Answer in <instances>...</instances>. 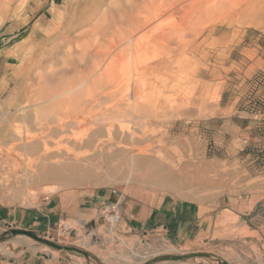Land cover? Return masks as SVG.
<instances>
[{"label": "rangeland", "instance_id": "rangeland-1", "mask_svg": "<svg viewBox=\"0 0 264 264\" xmlns=\"http://www.w3.org/2000/svg\"><path fill=\"white\" fill-rule=\"evenodd\" d=\"M55 2L42 7L41 0H12L0 8V197L13 206L67 193L74 198L102 194L107 200L85 215L63 217L51 234L36 233L59 248L6 228L0 232V252L38 246L42 255H62L69 264H168L178 254L192 256L191 249L163 234L129 229L124 211L142 215L157 195L201 206L219 196H239L260 200L248 220L256 231L230 229L223 243L206 238L196 252L210 253L209 264H264V0ZM26 53L35 61L31 67L23 64ZM44 64L79 66L76 90L68 98L76 112L57 120L68 124L60 134L44 130L39 116L30 113L29 97H38L35 76L47 69ZM131 110L143 115L132 116ZM99 127L105 134L99 139L107 143L115 133L135 134L140 146H149L138 147L144 150L139 160L202 183L179 191L143 186L128 180L140 170L130 175L122 169L81 185L25 181L20 147H77ZM130 187L146 189L132 210ZM121 200L122 217L109 233L103 214ZM68 220L75 226L64 234Z\"/></svg>", "mask_w": 264, "mask_h": 264}, {"label": "crops", "instance_id": "crops-1", "mask_svg": "<svg viewBox=\"0 0 264 264\" xmlns=\"http://www.w3.org/2000/svg\"><path fill=\"white\" fill-rule=\"evenodd\" d=\"M54 3L55 0H41L40 6H51ZM145 190L144 188L133 190L130 187L131 210ZM106 200L107 197L102 194L74 198L67 193L52 195L44 200L35 201L30 206H13L0 197V232L8 228L51 234L56 231L63 217L85 215ZM259 202L258 199L251 200L239 196H219L212 203L201 206L195 201L157 195L146 213L137 215L132 211H124L121 217L124 223L130 226L129 229L144 234L150 232L163 234L167 241L182 249H191L193 253L198 251L200 242L206 238L210 242L223 243L224 238H230V229L238 230L237 234L256 231L251 228L248 220ZM207 258L202 256L173 258L168 264H209ZM0 264L69 263L62 255L47 257L41 254L40 247L26 246L14 254L0 252Z\"/></svg>", "mask_w": 264, "mask_h": 264}, {"label": "bare ground", "instance_id": "bare-ground-1", "mask_svg": "<svg viewBox=\"0 0 264 264\" xmlns=\"http://www.w3.org/2000/svg\"><path fill=\"white\" fill-rule=\"evenodd\" d=\"M11 2L12 0H0V8L5 9L7 6L11 4ZM5 18L8 19L9 16H6ZM6 19L3 21L2 24L6 22ZM22 60H23L24 66L27 65L28 67H31L35 62L33 61V57L31 53H26L25 55H23ZM64 63L67 64L66 61H64ZM49 66L50 65L45 67L47 69L43 72L36 73L34 71L36 73L35 77L38 79V84H37L38 88L36 89L37 90L36 96L38 97L37 98L34 97L35 99H33V96L29 97V100H31L30 104L32 106L30 113L35 112V114L39 116L40 118L39 120H41L39 125L44 130L46 131L56 130L58 134H60L59 132L63 130L64 126L68 127V124L65 122L64 123L61 122L57 125L56 124L57 120L66 121L67 119H70L73 117V114L75 111L69 105L68 98H69V94L71 93V91L76 90L74 89L75 88L74 82H76L77 80L74 81V79H75V71L79 70V66L77 64L76 65L73 64L72 67L69 69L68 68L65 69V67L55 69L54 66H50V67ZM80 78H83V74H81ZM82 81H80V83ZM134 90L136 92L137 88H135ZM2 93H3V90L0 89V95ZM89 108L91 111L94 108V106H90ZM26 109L18 108L17 110L25 111V113H27ZM79 111H81L82 113H85L86 107L81 105ZM141 111L142 110H137V111L131 110L130 115L133 116L134 114L135 115L138 114L139 116H142L143 114L141 115L142 113ZM80 121L82 120H79V122ZM69 122H72V121H69ZM37 124H38V121H37ZM90 127L92 128L93 125ZM94 129L95 130L92 129L93 131L88 135L85 141H81L80 146L78 145L79 147L78 146L77 147H39L40 146L39 144H35V146L37 147H27V146L20 147L23 152L21 154L22 159L25 161L26 166H27L26 168L23 167L25 168L24 171L26 170L25 181L28 182V180L31 179L32 181L37 182L39 184L47 183V182H60L63 184L75 183V184L81 185L85 180L95 175H103V174L108 175V172L111 169H113L111 172L116 171V173L117 172L119 173V170L122 169L125 172H128L129 174L130 173L133 174V170L134 171L140 170L141 171L140 175L134 174L135 175L134 176L130 174L132 175V177L131 179H128V180H130V182L146 183V185H143V186H147V184L149 185L155 184L159 186L161 189L167 188V190L169 189L172 191H179L185 186L191 184L192 182L195 183L197 181V182L202 183V180L198 181L197 178L189 176V175L187 176L186 174H183V173L178 176H175V174L172 172L166 173L162 166L154 165V164L151 165L152 162L149 159L140 158L139 160V158L137 157L138 153H141L144 151L142 148L149 147V146L148 145L144 147L140 146V144L143 142L137 140L135 134H122L121 135L119 133H115V140L112 143H107L105 139L104 140L99 139L100 136L105 135L102 132L103 130H101V127L97 129L94 128ZM12 144H14V142H12ZM24 144L26 143H23V145ZM97 147H100L99 150L96 149ZM111 147H115V148H111ZM122 147H131V148L124 149ZM138 147H142V148H138ZM8 148L10 149V147ZM76 148H80L81 150L82 148L84 149L86 148V150L83 149L84 151L80 154V153H76ZM114 161H117V162L113 164ZM102 178L104 179V176H102ZM204 182L206 181L204 180ZM121 203H122V200L118 201L117 203L112 204L111 206H108L109 210L108 211L105 210L106 212H104L103 214L104 217L108 219L107 230L109 233L111 232L113 233L114 227H116V225L120 221ZM74 226L75 225L71 223L69 220L66 221L65 226H64L65 231L63 233L68 234V231L71 230Z\"/></svg>", "mask_w": 264, "mask_h": 264}, {"label": "water", "instance_id": "water-1", "mask_svg": "<svg viewBox=\"0 0 264 264\" xmlns=\"http://www.w3.org/2000/svg\"><path fill=\"white\" fill-rule=\"evenodd\" d=\"M11 232L14 233V234L26 235L28 237L33 238L34 240H36L38 242L45 243V244H48L50 246H54V247H58V248L60 247V246L50 242L49 240L40 237L35 232L29 231V230H26V229H11ZM74 249H76V248H74ZM192 256H195V257H197V256L211 257V254L207 253V252H193ZM185 257H188V256H186L185 254H180V255L174 256L173 258H175V259H183Z\"/></svg>", "mask_w": 264, "mask_h": 264}]
</instances>
